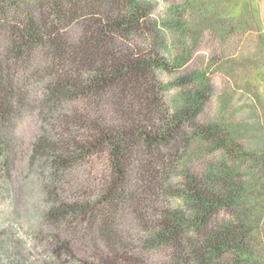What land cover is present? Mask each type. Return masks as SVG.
<instances>
[{
	"label": "trees",
	"instance_id": "obj_1",
	"mask_svg": "<svg viewBox=\"0 0 264 264\" xmlns=\"http://www.w3.org/2000/svg\"><path fill=\"white\" fill-rule=\"evenodd\" d=\"M225 3L0 0V264H264Z\"/></svg>",
	"mask_w": 264,
	"mask_h": 264
},
{
	"label": "rangeland",
	"instance_id": "obj_2",
	"mask_svg": "<svg viewBox=\"0 0 264 264\" xmlns=\"http://www.w3.org/2000/svg\"><path fill=\"white\" fill-rule=\"evenodd\" d=\"M225 5L227 12L224 15H231L238 29L234 43L239 51L228 60L229 64L226 68L231 90H237L238 93L247 96L252 89L262 97L263 103L256 100L255 104L264 130V0H230L229 5L227 3ZM22 246L28 258L26 263L36 264L31 261L34 258L38 259L40 251L30 249L24 244ZM150 256L155 260L162 259L160 254L151 253ZM0 258L4 260L3 253ZM1 263L7 264V261ZM8 264L11 263L8 262Z\"/></svg>",
	"mask_w": 264,
	"mask_h": 264
}]
</instances>
